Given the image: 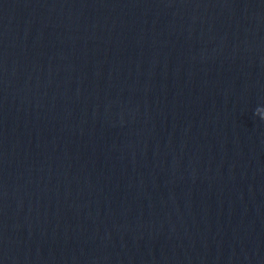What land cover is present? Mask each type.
<instances>
[{"label": "water", "instance_id": "1", "mask_svg": "<svg viewBox=\"0 0 264 264\" xmlns=\"http://www.w3.org/2000/svg\"><path fill=\"white\" fill-rule=\"evenodd\" d=\"M0 264H264V0H0Z\"/></svg>", "mask_w": 264, "mask_h": 264}]
</instances>
